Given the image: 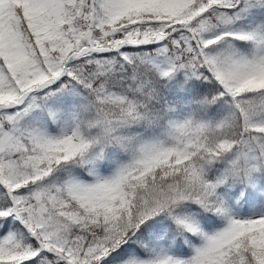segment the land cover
Wrapping results in <instances>:
<instances>
[{
	"label": "snow or ice",
	"instance_id": "1",
	"mask_svg": "<svg viewBox=\"0 0 264 264\" xmlns=\"http://www.w3.org/2000/svg\"><path fill=\"white\" fill-rule=\"evenodd\" d=\"M0 264H264V0H0Z\"/></svg>",
	"mask_w": 264,
	"mask_h": 264
}]
</instances>
